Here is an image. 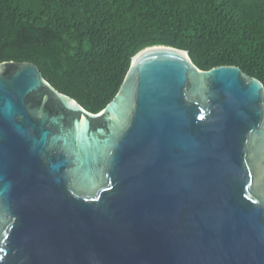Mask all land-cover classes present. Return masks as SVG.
<instances>
[{"label":"water","instance_id":"1","mask_svg":"<svg viewBox=\"0 0 264 264\" xmlns=\"http://www.w3.org/2000/svg\"><path fill=\"white\" fill-rule=\"evenodd\" d=\"M0 264H264V85L139 51L98 113L0 63Z\"/></svg>","mask_w":264,"mask_h":264},{"label":"trees","instance_id":"2","mask_svg":"<svg viewBox=\"0 0 264 264\" xmlns=\"http://www.w3.org/2000/svg\"><path fill=\"white\" fill-rule=\"evenodd\" d=\"M151 46L200 70L239 67L264 85V0H0V63L31 62L91 113Z\"/></svg>","mask_w":264,"mask_h":264}]
</instances>
